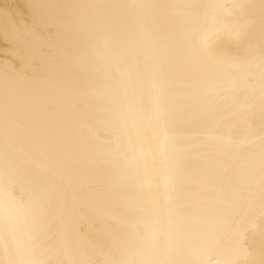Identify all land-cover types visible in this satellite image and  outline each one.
<instances>
[{"label":"snow or ice","instance_id":"6c2138e0","mask_svg":"<svg viewBox=\"0 0 264 264\" xmlns=\"http://www.w3.org/2000/svg\"><path fill=\"white\" fill-rule=\"evenodd\" d=\"M0 264H264V0H0Z\"/></svg>","mask_w":264,"mask_h":264}]
</instances>
